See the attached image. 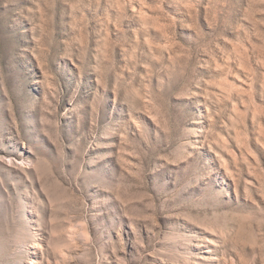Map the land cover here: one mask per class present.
I'll use <instances>...</instances> for the list:
<instances>
[{"label":"rangeland","instance_id":"rangeland-1","mask_svg":"<svg viewBox=\"0 0 264 264\" xmlns=\"http://www.w3.org/2000/svg\"><path fill=\"white\" fill-rule=\"evenodd\" d=\"M0 264H264V0H0Z\"/></svg>","mask_w":264,"mask_h":264}]
</instances>
